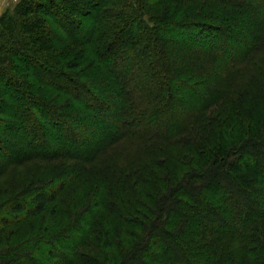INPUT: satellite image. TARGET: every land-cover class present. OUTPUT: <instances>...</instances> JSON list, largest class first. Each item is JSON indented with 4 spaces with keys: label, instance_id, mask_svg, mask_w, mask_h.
<instances>
[{
    "label": "trees",
    "instance_id": "16d2710c",
    "mask_svg": "<svg viewBox=\"0 0 264 264\" xmlns=\"http://www.w3.org/2000/svg\"><path fill=\"white\" fill-rule=\"evenodd\" d=\"M188 1L0 15V264H264V0Z\"/></svg>",
    "mask_w": 264,
    "mask_h": 264
},
{
    "label": "rangeland",
    "instance_id": "374dc122",
    "mask_svg": "<svg viewBox=\"0 0 264 264\" xmlns=\"http://www.w3.org/2000/svg\"><path fill=\"white\" fill-rule=\"evenodd\" d=\"M20 0H4V5H3V8L2 9H0V15L1 14H3V13H5V12H13V10H14V8H15V6L17 5V3L19 2ZM258 1H260V0H255V3H257ZM255 3H254V5H255ZM1 4V3H0ZM200 5V7L202 8V9H204V10H206V11H208L209 10V7L210 8H218V5H217V1L216 0H191V1H188V2H185L182 6H189V8H188V10H189V12H197V7ZM212 10V9H211ZM210 12V11H209ZM199 13V12H198ZM198 13H196V14H198ZM221 13V12H220ZM222 13H224V12H222ZM180 17H182V15L180 16ZM243 21L242 22H239V24H241V25H243V27L244 28H246L245 27V23H248V20H246V18L245 19H242ZM238 21V19H236V21H235V23ZM150 24H152L151 22H150ZM150 45H151V43H150ZM152 46V45H151ZM115 154V153H114ZM114 157H115V159H117V160H119V159H121V157L118 159L117 157H116V155H114ZM114 159V162H110V163H116V162H118L117 160H115ZM59 161H61V160H54V161H52L51 163H47V161L46 162H44V164L46 163L47 165H49V166H51L50 164H56V166L58 165V162ZM98 163V162H97ZM26 165H28V164H25V166L23 167V168H21L19 171V174L20 175H24V173H26ZM34 165H36L35 163H34ZM85 166H87V165H85ZM89 166V165H88ZM95 166V165H94ZM93 166V167H94ZM58 167V166H57ZM89 167H91V165L89 166ZM10 177L11 178H14L13 176H11L10 175ZM66 200H69V196H68V194H67V196H66ZM60 211H62V209H60ZM63 214H62V212H60V214H59V217H60V219L63 217L62 216ZM46 218V215H44L42 218H41V221L43 222V220ZM42 224V223H41Z\"/></svg>",
    "mask_w": 264,
    "mask_h": 264
},
{
    "label": "crops",
    "instance_id": "0c3cea01",
    "mask_svg": "<svg viewBox=\"0 0 264 264\" xmlns=\"http://www.w3.org/2000/svg\"><path fill=\"white\" fill-rule=\"evenodd\" d=\"M0 9H2L3 8V5H4V0H0Z\"/></svg>",
    "mask_w": 264,
    "mask_h": 264
}]
</instances>
